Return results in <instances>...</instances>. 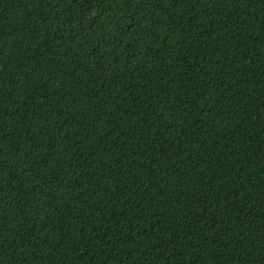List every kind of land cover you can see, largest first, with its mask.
<instances>
[{"label":"trees","instance_id":"trees-1","mask_svg":"<svg viewBox=\"0 0 264 264\" xmlns=\"http://www.w3.org/2000/svg\"><path fill=\"white\" fill-rule=\"evenodd\" d=\"M0 264H264V0H0Z\"/></svg>","mask_w":264,"mask_h":264}]
</instances>
